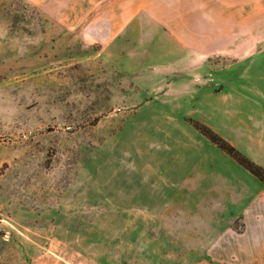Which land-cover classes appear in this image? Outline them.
Listing matches in <instances>:
<instances>
[{
    "label": "rangeland",
    "instance_id": "rangeland-1",
    "mask_svg": "<svg viewBox=\"0 0 264 264\" xmlns=\"http://www.w3.org/2000/svg\"><path fill=\"white\" fill-rule=\"evenodd\" d=\"M61 1L0 0V264H190L236 210L204 167L260 183L190 119L264 161V0H195L218 74L176 99L126 67L174 54L152 43L168 28L138 23L126 50L107 0Z\"/></svg>",
    "mask_w": 264,
    "mask_h": 264
},
{
    "label": "crops",
    "instance_id": "crops-1",
    "mask_svg": "<svg viewBox=\"0 0 264 264\" xmlns=\"http://www.w3.org/2000/svg\"><path fill=\"white\" fill-rule=\"evenodd\" d=\"M186 1L155 0L147 3L146 0H107L104 4L105 8L100 9L114 11L116 18L121 23H125L121 34L125 39L123 44L126 45V50H132L137 42L133 28L138 23H159L160 27L169 29L170 39L160 35L162 33L159 30V35L154 37L152 43L170 44L176 51L174 54L170 57L149 58L146 64L134 60L131 56L130 63H126V67L130 69L129 72L138 85L149 91L162 93L163 97H168L166 96L168 93L177 90L196 92L204 84L215 79L218 74L213 68L211 58L214 50L207 46L203 47L204 44L214 43L213 32L205 35L203 30V24L212 23V21H204L202 15L198 16V4L195 0L191 3ZM61 2L75 5L76 0ZM211 2L217 4L219 0H211ZM140 67H144L145 70L137 72V68ZM140 73L146 75L147 79L138 76L141 75ZM212 90L215 91L214 88ZM176 98V95L168 97V99ZM190 125L196 130L197 141L205 142L208 139L191 122ZM260 164L264 166V161ZM197 166L196 172L203 168L200 164ZM171 169L177 170V167L172 165ZM201 174L205 177L202 183L213 192L215 191L216 195L218 191L222 192L228 202L234 203L236 210L225 218L226 224L216 228L211 233V239L199 247L200 254L190 264H264V183L259 179L260 183H256L255 179L236 180L235 175L233 178L222 175L214 168L213 161L211 165L204 167ZM172 182L174 185L177 183L173 179ZM194 183L195 181L187 186L194 187ZM188 193L194 194V191L191 190ZM188 193L183 195L184 198L182 195L180 197L185 205L189 201ZM192 204L196 203L192 202L189 205ZM171 208L162 213L157 212L164 214L161 216H151L156 211L149 209L144 212L147 215L142 218H167V214H171ZM174 209L180 212L177 206ZM187 210L186 206V214ZM236 219L239 220V229L233 226ZM65 263L74 264L70 261Z\"/></svg>",
    "mask_w": 264,
    "mask_h": 264
},
{
    "label": "trees",
    "instance_id": "trees-1",
    "mask_svg": "<svg viewBox=\"0 0 264 264\" xmlns=\"http://www.w3.org/2000/svg\"><path fill=\"white\" fill-rule=\"evenodd\" d=\"M191 124L205 135L210 141L216 144L224 152L233 157L236 162L246 168L251 174L257 177L261 182L264 183V166L259 162L253 160L240 149H238L233 143L223 137L214 128L207 123L199 119H190Z\"/></svg>",
    "mask_w": 264,
    "mask_h": 264
}]
</instances>
